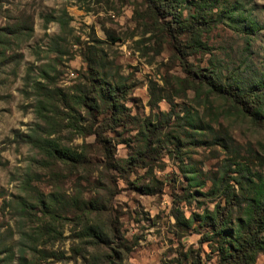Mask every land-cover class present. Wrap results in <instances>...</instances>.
<instances>
[{"label": "rangeland", "instance_id": "obj_1", "mask_svg": "<svg viewBox=\"0 0 264 264\" xmlns=\"http://www.w3.org/2000/svg\"><path fill=\"white\" fill-rule=\"evenodd\" d=\"M150 1L0 0V264H231L249 201L239 182L264 176V126L194 71L244 91L260 79L264 0H220L211 18L235 14L203 38L205 53L163 28L175 15L190 22L193 0L168 1L167 12ZM240 16L260 31L239 32ZM97 75L127 87L115 122ZM54 91L62 100L48 99ZM86 96L101 106L87 109ZM75 119L82 129L96 119L109 158ZM40 140L80 158H51ZM223 178L239 199L215 228L205 217L226 206L209 194ZM260 237L251 264H264Z\"/></svg>", "mask_w": 264, "mask_h": 264}, {"label": "trees", "instance_id": "obj_2", "mask_svg": "<svg viewBox=\"0 0 264 264\" xmlns=\"http://www.w3.org/2000/svg\"><path fill=\"white\" fill-rule=\"evenodd\" d=\"M173 3V0H153L150 1V4L153 7L159 6L160 11L167 12L169 8V3ZM220 0H193V8L194 13L191 17L190 22H184L180 20V17L174 16L172 21L164 24L168 27H163L165 29H171L172 26L177 28L176 34H186L191 36V43L187 48L189 50L200 51V52H209L210 47L207 41H204L203 38H207L213 28L217 26L218 23H221L223 20H231L233 15L235 14V10H228L222 9L216 18H211V14H213L214 10L218 7ZM158 11V10H157ZM239 22H242L244 26L239 30V32L247 34V35H255L257 32L260 31V26L252 19L246 17H239ZM181 64L184 72L189 76L192 75L193 70L190 69L189 62L185 59H181ZM97 86L98 88L97 94L98 98L101 101L102 105L107 108L111 114V122H115L117 119V115L122 113L118 109L119 101L124 98L126 92V85L123 83H116L111 84L107 82L105 79H101L97 75ZM194 80H197L198 84L207 85L210 89L216 93L219 97L223 99L230 100L231 102L236 105L241 114L245 118H249L250 121L258 126H264V71L261 74V77L255 84L249 88L248 90L244 91V89L239 84H227V83H219V79L214 77V72L211 73L209 69L198 68L194 71ZM39 86H42L41 84ZM94 91V92H95ZM49 96L48 99L50 101H60L62 100V95L58 92H47ZM92 97L86 96L85 98H81L83 104H85L86 108L89 110L94 111V107L98 108L100 104L95 102L94 104L90 105L88 103V99ZM94 106V107H93ZM101 106V105H100ZM93 116V115H91ZM74 118V117H73ZM96 120V119H95ZM95 120H91L96 122ZM74 120V127L78 130H84L85 133L88 135H94L97 139V142H102L104 148V154L107 158L110 157V148L108 146V141L102 140V134L99 130L94 129V122L88 127L85 126L82 129V126L78 125ZM90 121V122H91ZM34 141L37 139H33ZM42 145V149L46 151V153L51 158L54 157V154L58 155V159L64 160L65 158L71 157L74 158V153L70 152V150H59V145L55 141H44L40 140L39 142ZM40 147V146H39ZM41 148V147H40ZM63 151H66L64 153ZM78 160L80 155H74ZM240 168V174L249 173V169L247 165L244 164H237ZM244 179L245 177L242 176ZM248 183V184H247ZM239 184L242 188H245L248 192L249 201L247 206L245 207L246 211V220L243 221L240 219V224L237 226V236H242L244 234V238L235 240L236 248L233 249L232 253H229L226 262L231 264H251L252 258L255 256V246L258 244L259 237L260 240L262 238V234L264 233V176L255 174L251 176V178H247L246 182L240 181ZM210 195H222L225 197L226 206L221 211V205L217 203L214 213L211 217L206 216V219H211L214 221V227L217 228L223 223L226 222L228 217V213L231 207L238 204V195L234 190H231L227 184H225V180H221L217 183V186L209 192ZM99 231V235L97 238L98 241L100 240H107L106 235H104L101 230L96 229ZM252 254V255H251ZM110 263L114 264L113 258H108ZM198 264V263H197Z\"/></svg>", "mask_w": 264, "mask_h": 264}]
</instances>
